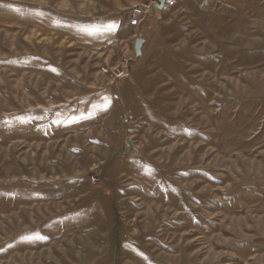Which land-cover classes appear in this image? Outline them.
Wrapping results in <instances>:
<instances>
[{
	"label": "rangeland",
	"instance_id": "374dc122",
	"mask_svg": "<svg viewBox=\"0 0 264 264\" xmlns=\"http://www.w3.org/2000/svg\"><path fill=\"white\" fill-rule=\"evenodd\" d=\"M153 1L93 0L146 39L118 146L45 126L108 55L0 25V264H264V0Z\"/></svg>",
	"mask_w": 264,
	"mask_h": 264
},
{
	"label": "crops",
	"instance_id": "0c3cea01",
	"mask_svg": "<svg viewBox=\"0 0 264 264\" xmlns=\"http://www.w3.org/2000/svg\"><path fill=\"white\" fill-rule=\"evenodd\" d=\"M123 22V16L116 12L106 13L103 6L94 5L93 0H0V25L35 29L34 33H27L29 40L95 53L101 51L102 54L105 52L108 55L104 62L89 67L103 75L76 78L78 86L82 89L76 107L69 105L74 103L72 101L64 102L69 106L53 115H45V126L50 128L52 134L76 126H93L96 120L103 119L107 123L112 120L110 126L119 132L115 145H121L122 138L123 143L125 142V115H100L113 112L120 102L119 89L124 80L122 76L116 77V67L124 65L125 61L127 66H130L132 61L142 55L146 41L143 36L132 41L128 31L125 32L122 27ZM145 23L146 26L151 25L150 20ZM126 29L128 30V27ZM138 38L143 39L141 54L136 51ZM128 69L131 70L130 67Z\"/></svg>",
	"mask_w": 264,
	"mask_h": 264
},
{
	"label": "built area",
	"instance_id": "2783aa9c",
	"mask_svg": "<svg viewBox=\"0 0 264 264\" xmlns=\"http://www.w3.org/2000/svg\"><path fill=\"white\" fill-rule=\"evenodd\" d=\"M153 8L152 4H150L149 6L146 7V10L151 11ZM141 10V9H140ZM136 11L138 12L139 9H136ZM140 12V11H139ZM129 28H131L132 30L135 28L136 24L139 22V19L134 18L133 16L127 19ZM99 180V176L96 174L91 175V181L96 183Z\"/></svg>",
	"mask_w": 264,
	"mask_h": 264
},
{
	"label": "water",
	"instance_id": "95a60500",
	"mask_svg": "<svg viewBox=\"0 0 264 264\" xmlns=\"http://www.w3.org/2000/svg\"><path fill=\"white\" fill-rule=\"evenodd\" d=\"M166 0H158L152 4L153 8L162 9L165 5ZM143 39L138 38L136 40V51L138 54H141V46H142Z\"/></svg>",
	"mask_w": 264,
	"mask_h": 264
}]
</instances>
